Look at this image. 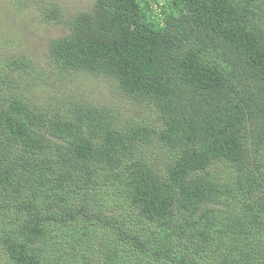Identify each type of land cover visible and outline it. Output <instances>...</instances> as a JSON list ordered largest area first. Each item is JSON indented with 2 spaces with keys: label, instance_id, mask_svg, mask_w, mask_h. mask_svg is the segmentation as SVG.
Masks as SVG:
<instances>
[{
  "label": "trees",
  "instance_id": "obj_1",
  "mask_svg": "<svg viewBox=\"0 0 264 264\" xmlns=\"http://www.w3.org/2000/svg\"><path fill=\"white\" fill-rule=\"evenodd\" d=\"M42 10L44 66L0 54V264H264V0Z\"/></svg>",
  "mask_w": 264,
  "mask_h": 264
},
{
  "label": "rangeland",
  "instance_id": "obj_2",
  "mask_svg": "<svg viewBox=\"0 0 264 264\" xmlns=\"http://www.w3.org/2000/svg\"><path fill=\"white\" fill-rule=\"evenodd\" d=\"M93 3L94 0H0V54L4 58L28 56L38 67L44 66L48 57V44L52 39L64 36L67 30L64 25L44 22L42 9L59 7L70 18L88 10ZM60 79H55L62 85L60 90L52 85L51 92L57 91L69 97L76 95L91 98V101L97 99L108 108L128 113L129 105L125 103L124 106L123 101L111 92L104 80L84 73L73 74L69 80ZM47 88L45 85L40 90L43 92ZM43 93H39L42 99ZM136 110L142 116H149L142 106H137Z\"/></svg>",
  "mask_w": 264,
  "mask_h": 264
}]
</instances>
